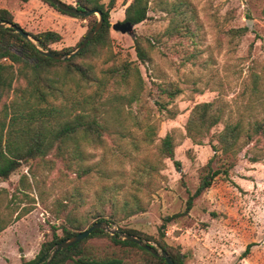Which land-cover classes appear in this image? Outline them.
Segmentation results:
<instances>
[{
  "label": "rangeland",
  "instance_id": "374dc122",
  "mask_svg": "<svg viewBox=\"0 0 264 264\" xmlns=\"http://www.w3.org/2000/svg\"><path fill=\"white\" fill-rule=\"evenodd\" d=\"M4 1L10 11L20 13L18 0ZM41 1L48 9L35 19L40 24L38 31L55 28L61 33L62 39L51 45L53 50L76 49L91 19L64 14ZM62 1L77 7L75 0ZM184 1L195 12V35L171 33L175 26L173 0H151L148 18L135 25L134 34L111 26V44L100 54L93 51L77 60L92 66L93 75L100 78L108 67L131 62L142 78L140 100L131 105L125 99L120 102L112 93L114 86L79 87L75 79L61 73L57 92L48 96V102L59 110L92 117L96 113L101 123H108L109 132L104 133L103 144L88 148L86 163L93 166L89 176L78 178L70 161L64 159L68 154L62 157L52 151L45 159L24 162L8 179L0 178V187L6 188L9 198L13 196L16 203L21 200L20 207L33 208L0 233V264H21L22 257L33 259L42 243L52 239L53 228L58 227L62 235L61 225L70 226L69 220L89 218L86 230L95 221L92 215L104 209L110 215V202H102L100 197L108 188V195L104 193L107 201L112 195L110 187L116 186L120 188L116 192L120 207L125 199L133 202L137 196L145 210L125 219L119 210L120 222H109L112 228L153 236L149 242L160 249L155 240L165 241L187 254L185 264H264V137L258 135L237 156L218 153L212 168L221 173L194 200L188 214L165 223L161 236L163 219L186 209L189 196L207 173L206 165L215 153L213 144H218L226 124L241 116L247 122L264 120V0ZM126 6L117 0L110 13L112 24L125 21ZM22 27L33 33L28 24L23 22ZM136 38H142L150 62L138 59ZM15 68L17 72V65ZM136 82L131 78L130 89ZM15 85L25 86L26 82L15 80ZM169 85L178 86L181 93L171 99L161 87ZM204 102H221L225 112L198 144L187 135L186 124L193 108ZM113 107L119 110L117 115ZM168 133L175 138L180 168L161 155V139ZM150 164L156 167L145 183L135 181L137 169ZM248 245L250 252L243 258ZM85 246L101 257L124 253L125 264H150L141 250L123 248L108 235L93 236ZM65 264L76 263L68 260Z\"/></svg>",
  "mask_w": 264,
  "mask_h": 264
},
{
  "label": "trees",
  "instance_id": "16d2710c",
  "mask_svg": "<svg viewBox=\"0 0 264 264\" xmlns=\"http://www.w3.org/2000/svg\"><path fill=\"white\" fill-rule=\"evenodd\" d=\"M23 1L27 2L29 0ZM44 1L58 9L50 0ZM75 1L79 9H96L100 11L103 24L87 46L68 60H56L40 51L42 49L67 54L75 49V47H66L62 51L53 50L51 45L62 39L61 33L56 30H45L38 33L29 32L36 41V44H34L17 33L12 27H0V178L3 180L8 179L24 162L45 159L52 151H56L62 157L65 153L68 154L64 159L70 161L71 165L69 167L77 172L78 178L89 176L93 171V166L86 163L89 160L88 148L90 145L103 144L104 133L109 132L108 123H101L95 115L96 113L92 117L82 112L73 113L68 110H59L54 106L55 104L48 102V96H54L57 92V83L60 81L59 76L61 73L62 77L75 79L79 87H90L92 84H96L102 88L105 85L110 89V85L114 86L116 89L112 93L116 94V98L120 102L125 99L131 105L133 102L140 100L142 78L139 68L135 65L132 66L131 62L125 61L120 66L115 64L116 66L108 67L103 71V76L100 78L95 74L93 75L92 66L77 61L80 58L87 57L90 52L92 54L93 51L98 50L100 54L105 46L111 44L110 29L112 23L110 13L115 8L117 0H109L107 4L103 0ZM123 1L127 4L125 21H130L136 25L148 18L151 0ZM173 2L172 10L174 11L173 21L175 26L171 28V33L195 35V31L192 29V25L196 23L194 9L184 0H173ZM63 13L78 17L66 12ZM82 18L86 19L87 17ZM88 18L91 19L92 24L78 45L98 22L96 14H92ZM0 22L22 27L15 20L14 14L6 8H0ZM168 31L170 32V30ZM142 42V38H136L137 57L142 63L150 62L151 57ZM18 50H21V52H18ZM4 59H8L10 62L7 63ZM16 65L18 67L17 72ZM133 77L137 79V82L135 87L130 89L131 78ZM15 80H23L26 85L13 86ZM161 87L162 92L166 93L171 99L181 93V88L178 86H175L176 88H173L172 85ZM43 103H46V106H43ZM110 110L112 111V109ZM113 110L117 115L119 110L114 107ZM224 112L225 107L221 102L197 104L191 111L186 124L187 135L194 142L201 144L202 138L211 128L221 122ZM137 124H140L139 121ZM255 135H258L259 138L264 137V120L247 122L244 116H241L236 121L226 124L224 130L218 135V144H213L215 153L206 165L208 168L207 173L200 178L195 192L189 196L186 209L182 213L167 216L163 219L164 223L160 227L163 229L161 230V236L165 234V223L188 214L193 208L194 200L202 195L210 187L215 177L221 173V170L212 168V163L218 153L221 152L224 156L229 154L237 156L243 146L252 142ZM160 152L162 156L172 159L175 166L180 168V161L175 159V138L171 133L166 134L161 139ZM73 165L76 167L74 168ZM155 167L152 164L142 170L139 167L137 169L139 177H136L135 181L143 185L146 181L145 178L152 174V169L154 170ZM107 189L105 188L100 199L102 202H110L111 214L106 215L105 209L102 212H97L92 215L94 222L119 223V210H122L125 214L122 219L145 210L140 198L137 196H134L133 202L125 199L120 207L118 200H116V192L120 191L117 186L110 187L112 195L106 201L104 193ZM24 195L26 196V194ZM106 195H108V192H106ZM20 203L21 200L16 203L13 196L9 198L6 188L0 187V233L33 210L31 206L27 205L20 207ZM85 221L69 220L70 226L61 225L62 235L58 234L59 228L54 227L52 239L45 240L42 243L39 253L33 259L26 260L22 257L21 264H45L53 247L60 241L81 232L84 224L88 223ZM119 229L141 236L148 241L155 239L153 236L143 234L135 229L123 227ZM97 235H108L113 242L123 248L135 247L141 250L147 260H150V264H168L164 258L154 255L137 243L120 239L117 235L107 234L102 229L94 230L86 239L59 251L51 264H65L68 260H73L76 264H125L124 253L122 255L110 254L101 257L90 252L85 244L89 238ZM155 241L168 252L175 264H185L186 253L181 252L165 241ZM249 252L250 245L243 252L242 257H246Z\"/></svg>",
  "mask_w": 264,
  "mask_h": 264
},
{
  "label": "water",
  "instance_id": "95a60500",
  "mask_svg": "<svg viewBox=\"0 0 264 264\" xmlns=\"http://www.w3.org/2000/svg\"><path fill=\"white\" fill-rule=\"evenodd\" d=\"M50 1L59 10L66 12L68 14H72L74 16L86 18V17L91 16L92 14H96V13L99 14V20L96 26L87 33L85 38L82 40V42L79 44V46L74 51L67 53V54H60V53L53 52L51 50L40 49L41 53H43L44 55L50 58H53L56 60H68L74 57L75 55H77L80 51H82L87 46V44L92 40L95 34L101 29L102 24H103L102 13L96 9H91V10L79 9L78 7L70 6L69 4H66L62 0H50ZM0 27H12L17 33L21 34L25 39L30 40L34 44H36V41L33 39L30 33L26 31L23 27L10 24V23H5V22H0ZM134 27H135V24L131 23L130 21L115 22L112 24V28L121 33L134 34ZM96 229H102L104 231H108L112 235H117L120 239H124V240L137 243L138 245L150 251L154 255L164 258L168 264H175L173 258L168 254L166 250L153 246L148 240H145L141 236L130 234L119 228H112L111 223L106 222V221L94 222L86 230L81 231L73 235L72 237H69L57 243L53 247L51 254L45 264H51L52 260L54 259V257L59 251L66 249L80 242L81 240L86 239Z\"/></svg>",
  "mask_w": 264,
  "mask_h": 264
},
{
  "label": "crops",
  "instance_id": "0c3cea01",
  "mask_svg": "<svg viewBox=\"0 0 264 264\" xmlns=\"http://www.w3.org/2000/svg\"><path fill=\"white\" fill-rule=\"evenodd\" d=\"M17 3H18V7L20 9V13L17 14L15 12L11 11L14 14L15 20L21 26L23 25V22L28 24V26L32 28L31 31L33 30V33L45 31V30H39L38 31V28H36V27L40 26V24H37V22H35L36 17L40 16L42 14V12H44L48 9V8H46L45 4L41 0H29L27 2L23 1V0H18ZM8 4H9L8 1L0 0V8H6L9 10L10 7ZM25 14H27L26 17H24ZM50 30H56V29L53 28Z\"/></svg>",
  "mask_w": 264,
  "mask_h": 264
}]
</instances>
